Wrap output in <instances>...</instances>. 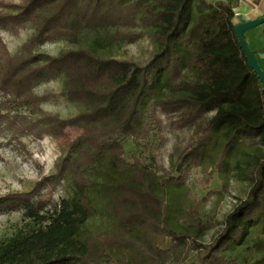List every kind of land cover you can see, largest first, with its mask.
<instances>
[{
    "label": "trees",
    "instance_id": "1",
    "mask_svg": "<svg viewBox=\"0 0 264 264\" xmlns=\"http://www.w3.org/2000/svg\"><path fill=\"white\" fill-rule=\"evenodd\" d=\"M241 21L233 0L0 2L2 28L34 30L15 54L0 34V126L17 138L65 139L55 174L30 192L0 197V213L24 212L30 219L24 229L0 241V264L240 262L236 249L255 227H264V153L239 165L249 191L209 243L199 238L209 228L203 209L215 192L202 199L183 194L178 209L183 230L175 231L168 225L165 196L158 191L185 184L190 169L199 167L216 144L221 166L244 142L264 148V85L239 44L235 26ZM86 33L97 35L94 45L57 55L38 50L59 39L81 44ZM146 35L154 37L156 46L143 62L103 56L97 49ZM59 79L64 81L60 94L35 91ZM160 85L178 95L160 97ZM58 98L77 104L79 112L63 118L44 109V103ZM159 106H183L189 125L212 113L199 138L180 153L178 176L165 169L158 175L143 150L136 154L126 147L129 141L137 149L162 147ZM67 127L81 132L70 138ZM153 134L159 141L150 143ZM64 180L74 194L56 201L51 193ZM99 183L111 227L86 234L83 226L95 213L90 191ZM47 188L52 191L45 196ZM165 239L170 240L167 247L162 246Z\"/></svg>",
    "mask_w": 264,
    "mask_h": 264
},
{
    "label": "rangeland",
    "instance_id": "2",
    "mask_svg": "<svg viewBox=\"0 0 264 264\" xmlns=\"http://www.w3.org/2000/svg\"><path fill=\"white\" fill-rule=\"evenodd\" d=\"M18 0H0V2H11ZM216 1V0H210ZM33 28H23L18 32L8 30L0 26L1 37L10 53L20 51L22 45L33 34ZM97 35L86 33L81 44H73L66 40L59 39L48 42L38 48L39 51L51 54H61L67 49L81 46L94 45ZM156 42L153 36L146 35L134 43L122 42L108 47H97L100 54L107 57L133 59L139 62L145 61L151 51L155 48ZM191 75V73H189ZM161 86V85H160ZM159 86L158 95L163 98L177 96L168 86ZM64 87V81L59 79L40 84L35 91L38 94L56 93L60 94ZM2 96H0V113L3 109ZM45 110L58 113L63 118H68L79 112L80 107L63 98L51 99L43 104ZM4 113V111L2 112ZM158 113L163 119L162 147L152 151L149 148L137 149L132 141L127 142V150H134L136 154L144 151L148 157V163L156 169L158 175H163L164 170L171 172L174 176L179 175L178 158L180 153L196 141L202 133L203 127L207 124L212 113L207 118L199 120L193 125L187 124L184 119L185 108L183 106L158 107ZM80 130L67 127L68 137L75 138ZM220 139L223 136L220 134ZM152 141H159L157 134H153ZM65 139L45 135L43 138L24 136L13 137L11 133L0 126V197L10 193L30 192L36 183L47 176L57 172V164L64 153ZM219 146L216 144L210 153L204 158L199 167H193L188 173V179L181 186H170L166 192L158 191L164 195L167 202L168 225L175 231H182L184 217L179 209V200L183 194H190L202 199L210 192H215L211 201L203 209L204 221L209 228L200 236V241L209 243L222 230L226 216L245 199L250 188V182L240 177L239 165L245 166L247 161H253L262 156L264 148L259 145L244 142L238 149L230 152L227 156V164L221 166L219 161ZM101 182L103 177L97 176ZM52 190L47 188L42 194L49 195ZM52 197L56 201L63 198H70L74 194L72 184L64 180L53 191ZM95 213L83 226L86 234H98L111 227V216L105 208L106 194L101 183L97 184L91 191ZM190 200L192 198H189ZM30 219L24 212L12 211L0 213V241L13 237L17 232L24 229ZM170 240L162 242L163 247L169 246ZM240 253L238 264H264V227H255L246 242L239 246L236 251ZM195 254H191L190 261L194 260ZM173 264V263H171Z\"/></svg>",
    "mask_w": 264,
    "mask_h": 264
},
{
    "label": "crops",
    "instance_id": "3",
    "mask_svg": "<svg viewBox=\"0 0 264 264\" xmlns=\"http://www.w3.org/2000/svg\"><path fill=\"white\" fill-rule=\"evenodd\" d=\"M236 14L243 20L264 16V0H233ZM247 43L257 53V60L264 70V27L259 26L245 32Z\"/></svg>",
    "mask_w": 264,
    "mask_h": 264
},
{
    "label": "water",
    "instance_id": "4",
    "mask_svg": "<svg viewBox=\"0 0 264 264\" xmlns=\"http://www.w3.org/2000/svg\"><path fill=\"white\" fill-rule=\"evenodd\" d=\"M263 24H264V16L251 19V20H243L235 26V32H236L239 44L247 56L250 67L256 72L262 84L264 85V70L259 64L257 58L254 56L252 49L247 43V40L245 37L246 31L262 26Z\"/></svg>",
    "mask_w": 264,
    "mask_h": 264
}]
</instances>
